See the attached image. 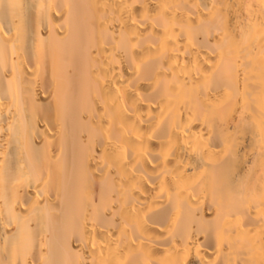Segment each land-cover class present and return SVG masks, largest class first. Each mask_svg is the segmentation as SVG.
<instances>
[{
  "label": "bare ground",
  "instance_id": "1",
  "mask_svg": "<svg viewBox=\"0 0 264 264\" xmlns=\"http://www.w3.org/2000/svg\"><path fill=\"white\" fill-rule=\"evenodd\" d=\"M0 264H264V0H0Z\"/></svg>",
  "mask_w": 264,
  "mask_h": 264
}]
</instances>
